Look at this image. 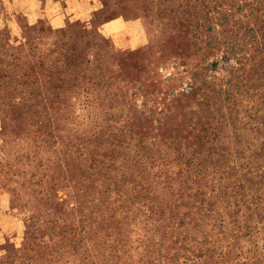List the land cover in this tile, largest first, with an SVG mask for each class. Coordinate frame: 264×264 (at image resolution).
<instances>
[{
	"label": "rangeland",
	"instance_id": "rangeland-1",
	"mask_svg": "<svg viewBox=\"0 0 264 264\" xmlns=\"http://www.w3.org/2000/svg\"><path fill=\"white\" fill-rule=\"evenodd\" d=\"M0 0V264H264V0Z\"/></svg>",
	"mask_w": 264,
	"mask_h": 264
},
{
	"label": "crops",
	"instance_id": "crops-1",
	"mask_svg": "<svg viewBox=\"0 0 264 264\" xmlns=\"http://www.w3.org/2000/svg\"><path fill=\"white\" fill-rule=\"evenodd\" d=\"M103 0H30L34 5L35 11L29 10L27 14L32 13H55L58 9H65L72 12L76 18L83 19L91 11L97 9ZM30 12H32L30 14Z\"/></svg>",
	"mask_w": 264,
	"mask_h": 264
}]
</instances>
